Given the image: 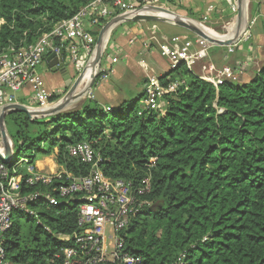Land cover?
<instances>
[{
  "label": "trees",
  "instance_id": "obj_1",
  "mask_svg": "<svg viewBox=\"0 0 264 264\" xmlns=\"http://www.w3.org/2000/svg\"><path fill=\"white\" fill-rule=\"evenodd\" d=\"M92 1L0 0V55L36 44ZM107 21L99 20V30ZM183 31V40L196 38ZM250 68L216 88L180 65L160 77L165 84L180 82L161 109L137 110L144 94L111 111L89 96L48 119L14 113L6 127L11 140L24 146L47 144L46 154L74 176H87L90 166L70 157L68 147L87 143L112 180L135 192L150 178V191L136 195L151 205L121 234L125 250L141 256V264H264V62L242 80ZM100 81L101 74L95 86ZM34 207L41 224L18 218L4 235L8 264H64L65 245L57 237L79 232L78 206Z\"/></svg>",
  "mask_w": 264,
  "mask_h": 264
},
{
  "label": "built area",
  "instance_id": "obj_2",
  "mask_svg": "<svg viewBox=\"0 0 264 264\" xmlns=\"http://www.w3.org/2000/svg\"><path fill=\"white\" fill-rule=\"evenodd\" d=\"M162 1L164 0H149L145 3ZM227 1L230 5L233 1L236 2V0ZM138 5V0H93L71 19L58 23L36 44L19 48L10 47L2 53L0 109L6 104L18 103L16 93L27 88L29 96L23 105L33 109H43L54 104L52 98L63 95L65 90L48 92L38 72L39 67L47 62L51 54L59 57L63 52L64 60L79 76L86 70L92 56L97 40L94 32L100 31L99 20H110L121 13L140 7ZM213 10L214 7L208 9L209 12ZM208 18L205 16L203 23L207 22ZM254 23L252 19L242 39L237 44L227 47L228 56L250 42ZM126 31L129 32V29ZM135 41L136 39L132 37L130 43L134 44ZM165 41L160 53L170 62L171 70L185 65L194 75L210 82L216 88L227 80H238L253 61L248 57L245 62H239L236 66L215 70L213 76L197 74L195 68L198 62L206 58L214 46L198 37L183 40L176 36ZM116 62V58L111 59L112 64ZM110 73V67H101V81L107 80ZM179 86V81L165 84L159 77H149L144 87L143 103L146 109H161L164 96L176 92ZM107 110L111 111V108ZM9 144L11 148L9 163L0 161V264H8L4 245L5 233L11 231L16 220L23 215L28 216L29 219H36L41 224L34 207L41 202L53 208L64 205L78 206L79 232L57 237L65 245L62 248L64 264L142 263L141 256L132 255L125 250V239L121 234L133 219L151 205L147 201L138 199L136 195L150 191V178H146L142 183L143 187L135 192L130 184L121 180H112L100 167L102 162L100 154L87 143L68 147L70 157L90 166V173L87 176H74L61 166L56 172L48 173L40 170L33 159L22 161L15 157L12 140ZM4 150L0 137V153H4ZM55 183H58L56 187ZM38 187L40 190L26 191ZM43 229L46 233L52 234L48 226H44Z\"/></svg>",
  "mask_w": 264,
  "mask_h": 264
},
{
  "label": "crops",
  "instance_id": "obj_3",
  "mask_svg": "<svg viewBox=\"0 0 264 264\" xmlns=\"http://www.w3.org/2000/svg\"><path fill=\"white\" fill-rule=\"evenodd\" d=\"M162 3H165V5L170 7L174 12L200 22L203 21L205 16H208V21L205 23L210 24L213 29L222 28L221 26L226 23L231 14L230 4L227 0H172V2L164 0ZM250 5H252L254 10V17L252 19L255 21L251 31L252 38L249 42L250 44L246 43L248 45H244L241 50L236 51V53H233L230 56H228L227 50L225 49L224 56H221V50L211 49L208 56L204 59L205 63L213 64L214 62H218L220 68L217 71H219L226 66H235V64L243 62L242 60L246 61L248 57H250L253 61L248 66H251V68L244 74L242 80H247L252 69L264 62V0H250ZM209 7H214V10L209 12ZM150 24L155 25L154 23L133 26L125 24L117 27L112 32L107 47V53L110 51L108 58H116L117 62L113 64L111 63L112 65L109 63L105 64L103 63V59L101 67H110L113 74L111 75L110 73L107 80L100 81L92 91V97L94 100L103 107L117 108L124 103H128L129 98H127L126 92L131 89V86H134V84L140 85L139 93L135 94L134 100L138 97H142L145 84L149 77L156 76L160 78L171 72L170 62L161 56L160 49L158 50L156 45L150 43L147 38L144 39L142 36L134 34L137 32L136 29L140 27H149ZM127 29H129V32L126 31ZM161 29L160 34L162 35L161 38H163L161 41L165 39L169 40L176 36L182 38L188 35L186 32L182 31V29L165 24H162ZM135 36L137 39L134 44H131L130 40ZM219 57H221L220 61ZM64 63L73 69V67L65 60ZM43 65L46 67V72L44 73V70H42L41 67H39V69L41 68L42 72H40L39 69L38 72L43 79L45 89L48 92L65 90L63 94L64 96L70 89L68 82H66V77L59 72L52 71L48 62ZM73 72L74 70L69 72L70 76H73ZM198 72V74H205L206 76H213L215 74V71H207V69L202 67ZM28 96V88L17 92V102L25 104ZM85 100L72 104L68 110L78 108ZM49 156L50 155L47 156L44 164L36 163L38 169L44 170L48 173L54 172V169L58 165L57 163L49 162Z\"/></svg>",
  "mask_w": 264,
  "mask_h": 264
},
{
  "label": "water",
  "instance_id": "obj_4",
  "mask_svg": "<svg viewBox=\"0 0 264 264\" xmlns=\"http://www.w3.org/2000/svg\"><path fill=\"white\" fill-rule=\"evenodd\" d=\"M248 5L249 0L236 1V27L234 33L228 37H219L215 33H212L199 21L163 7L145 4L130 12L121 13L108 20L107 23L100 29L86 70L77 77L70 76L68 66L64 63L63 52H61L59 57L55 54H51L47 58L50 68L52 71L59 72L66 77V82H68L70 89L63 98L47 108L33 109L20 103H11L4 105L0 109V137L5 148L4 153H0V161L8 164L9 157L11 155V148L9 144L11 138L6 127V118L8 116L14 113H25L32 121L48 119L50 117H54L55 115L69 111L68 108L72 104L85 100L90 96L100 74V69L112 32L117 27L132 23H162L185 30L194 36L207 41L214 47L225 48L237 44L242 39V36L247 28L246 19ZM162 14L164 15L162 16ZM89 69L91 70V74L87 83L84 84L86 73Z\"/></svg>",
  "mask_w": 264,
  "mask_h": 264
},
{
  "label": "rangeland",
  "instance_id": "obj_5",
  "mask_svg": "<svg viewBox=\"0 0 264 264\" xmlns=\"http://www.w3.org/2000/svg\"><path fill=\"white\" fill-rule=\"evenodd\" d=\"M237 1V0H236ZM233 4L230 5V13H231V16L229 17V19L226 21V23L224 25H222L221 27L222 28H219V29H213L211 27L210 24H206V23H203V22H200L202 23V25H204L206 28L210 29V30H213L215 33H217L218 35L222 36V35H226L228 34L226 31H227V28L231 25V23L234 22V20H236V15H237V6H236V2H232ZM146 4V3H145ZM147 5H151V6H158V7H163L165 9H169L171 11H173L170 7L164 5L162 2H153V3H149ZM250 0H249V5H248V8H247V19H246V22H247V27L248 25L252 22V18L250 17ZM155 25L153 24H150L149 27H140L138 29H136L137 32H135L134 34H137L139 36H142L144 39L147 38V40L150 42V43H153V45H156V47L158 48V50L161 48V46L163 45V43H165L166 39L165 40H162L163 38H161V34H160V29L162 27V23H154ZM159 25V26H158ZM164 25V24H163ZM167 25V24H165ZM170 26V25H169ZM254 26V25H253ZM252 26V28H253ZM132 28H136V27H132ZM162 31V29H161ZM183 31V30H182ZM252 31V29H251ZM135 39H137V37H133ZM161 41V42H160ZM244 46V45H243ZM243 48V47H242ZM238 50H241V49H238ZM224 52L225 50H221V56H224ZM110 51L107 53V55L105 56L104 58V62L103 63H109L111 64V59L108 58V55H109ZM205 59V58H204ZM202 59L201 62H199L198 66H196L195 70L196 73L198 74V70L202 67L204 69H207V71H211V72H214L215 70H218L220 67V65L217 63H213V64H210V63H205V60ZM221 57H219V61H220ZM108 61V62H107ZM243 62H245V60H242ZM112 65V64H111ZM219 65V66H218ZM42 70H44V73L46 72V67L45 65H42L41 66ZM41 68L39 69L40 72L41 71ZM69 71L71 72L73 69L69 66L68 67ZM113 69V67H112ZM113 73L111 72V75ZM110 75V76H111ZM73 76L74 77H77L76 73L73 72ZM139 88H140V85L139 84H134V86H131V89H129L126 94H127V98H129V103H131L134 99H135V94H138L139 93ZM92 96V93L90 94ZM64 96L61 95V98H63ZM60 98V99H61ZM17 100V98H16ZM56 103V102H55ZM128 104H127V107H125V110L128 109ZM144 107V103H143V100H140L137 104V110L138 109H142ZM13 133V131H12ZM11 136V135H10ZM17 140H13L12 139V142L14 144V147H13V153H14V156L15 157H18V159L20 160H24V159H33L35 163H43L46 161L47 159V154H46V151L48 150V145L47 144H43V143H40L38 144V146L36 147H29L28 144H26L25 146L22 145L21 142H16ZM49 162H54L56 164V158H55V155L52 154L49 156ZM58 167L59 166H56V168L54 169V172H56L58 170ZM22 220V223L23 222H26L29 220L28 216L26 215H23L21 218ZM32 223L34 226H37L39 224L38 220L36 219H32Z\"/></svg>",
  "mask_w": 264,
  "mask_h": 264
},
{
  "label": "bare ground",
  "instance_id": "obj_6",
  "mask_svg": "<svg viewBox=\"0 0 264 264\" xmlns=\"http://www.w3.org/2000/svg\"><path fill=\"white\" fill-rule=\"evenodd\" d=\"M147 13H152V12H147ZM164 14H162V16H163ZM167 16V15H166ZM235 27H236V20H234V22L233 23H231V25L227 28V33L228 34H226V35H222L223 37L224 36H226V37H228V36H230V35H232L233 33H234V31H235ZM210 30V29H209ZM212 33H215L213 30H210ZM216 35H218L217 33H215ZM219 37H222V36H220V35H218ZM90 74H91V70L89 69L88 71H87V73H86V78H85V82H84V84H86L87 83V81H88V79H89V77H90Z\"/></svg>",
  "mask_w": 264,
  "mask_h": 264
}]
</instances>
